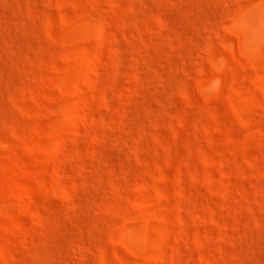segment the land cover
<instances>
[{"label":"rangeland","instance_id":"374dc122","mask_svg":"<svg viewBox=\"0 0 264 264\" xmlns=\"http://www.w3.org/2000/svg\"><path fill=\"white\" fill-rule=\"evenodd\" d=\"M0 264H264V0H0Z\"/></svg>","mask_w":264,"mask_h":264}]
</instances>
